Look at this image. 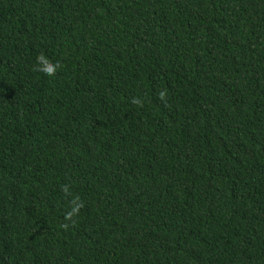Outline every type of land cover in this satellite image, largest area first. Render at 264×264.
Wrapping results in <instances>:
<instances>
[{"label":"trees","instance_id":"1","mask_svg":"<svg viewBox=\"0 0 264 264\" xmlns=\"http://www.w3.org/2000/svg\"><path fill=\"white\" fill-rule=\"evenodd\" d=\"M0 264H264V0H0Z\"/></svg>","mask_w":264,"mask_h":264},{"label":"clouds","instance_id":"2","mask_svg":"<svg viewBox=\"0 0 264 264\" xmlns=\"http://www.w3.org/2000/svg\"><path fill=\"white\" fill-rule=\"evenodd\" d=\"M41 62L45 65L44 67V72L46 75H52L55 71V67L54 65H52L49 61H47V59L45 58H41Z\"/></svg>","mask_w":264,"mask_h":264}]
</instances>
